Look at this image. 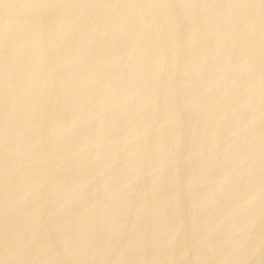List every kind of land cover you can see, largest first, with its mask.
<instances>
[{
  "label": "rangeland",
  "instance_id": "1",
  "mask_svg": "<svg viewBox=\"0 0 264 264\" xmlns=\"http://www.w3.org/2000/svg\"><path fill=\"white\" fill-rule=\"evenodd\" d=\"M23 1L0 3V264H264V0Z\"/></svg>",
  "mask_w": 264,
  "mask_h": 264
},
{
  "label": "bare ground",
  "instance_id": "2",
  "mask_svg": "<svg viewBox=\"0 0 264 264\" xmlns=\"http://www.w3.org/2000/svg\"><path fill=\"white\" fill-rule=\"evenodd\" d=\"M3 0H0V3L2 2ZM5 1V0H4ZM21 1V0H20ZM25 1V0H24ZM23 1V2H24ZM29 1V0H28ZM36 1V0H35ZM34 1V2H35ZM52 1V0H51ZM85 1V0H84ZM161 1V0H160ZM184 1V0H183ZM10 2H12V1H10ZM26 2V1H25ZM24 2V3H25ZM40 2H41V0H40ZM107 2V1H106ZM141 2V1H140ZM163 2V1H162ZM4 3V2H3ZM7 3V2H6ZM13 3V2H12ZM24 3H22V6H23V4ZM29 3V2H28ZM62 3V2H61ZM185 3V2H184ZM199 3V2H198ZM239 3V2H238ZM10 4V3H9ZM18 4V3H17ZM127 4V3H126ZM149 4V3H148ZM181 4V3H180ZM243 4V3H242ZM27 5V4H26ZM34 5V4H33ZM40 5H43V4H40ZM54 5V4H53ZM67 5V4H66ZM83 5V4H82ZM146 5V4H145ZM153 5V4H152ZM230 5V4H229ZM20 6V5H19ZM104 6V5H103ZM107 6V5H106ZM197 6V5H196ZM232 6V5H231ZM1 7V6H0ZM14 7V6H13ZM25 7V6H24ZM30 7H31V5H30ZM34 7V6H33ZM46 7V6H45ZM54 7V6H53ZM70 7V6H69ZM136 7V6H135ZM145 7V6H144ZM175 7V6H174ZM198 7H199V5H198ZM249 7V6H248ZM19 8V7H18ZM27 8V7H26ZM40 8V7H39ZM63 8V7H62ZM184 8V7H183ZM230 8V7H229ZM260 8V7H259ZM13 9V8H12ZM24 9V8H23ZM47 9V8H46ZM135 9V8H134ZM154 9V8H153ZM39 10H41V9H39ZM39 10H38V12H39ZM45 10V9H44ZM156 10V9H155ZM238 10V9H237ZM14 11V10H13ZM21 11V9L19 8V12ZM28 10L26 9V12H27ZM42 11V13H44L43 12V10H41ZM40 11V12H41ZM51 11V10H50ZM153 11V10H152ZM158 11V10H157ZM177 11H178V9H177ZM196 11V10H195ZM262 11V10H261ZM3 12H4V10H3ZM15 12V11H14ZM14 12H12V13H14ZM22 12H23V10H22ZM39 12V13H40ZM47 12V11H46ZM2 13V12H1ZM41 13V14H42ZM84 13V12H83ZM217 13H219V12H217ZM216 13V14H217ZM251 13V12H250ZM3 15H5L4 13H2ZM7 14V13H6ZM19 14V13H18ZM26 14V13H25ZM91 14V13H90ZM210 14V13H209ZM1 15V14H0ZM2 15V16H3ZM14 15V14H13ZM19 15H21V14H19ZM27 15V14H26ZM32 15V14H31ZM74 15V14H73ZM121 15V14H120ZM17 16V15H16ZM65 16V15H64ZM176 16V15H175ZM179 16V15H178ZM31 17V16H30ZM48 17V16H47ZM225 17H226V15H225ZM9 18V17H8ZM11 18V17H10ZM19 19L21 18V17H18ZM52 18V17H51ZM64 18V17H63ZM228 18V17H227ZM24 19V18H23ZM28 19V18H27ZM32 19V18H31ZM33 19H34V17H33ZM103 19V18H102ZM112 19V18H111ZM125 19V18H124ZM137 19V18H136ZM191 19V18H190ZM223 19V18H222ZM22 20V19H21ZM26 20V19H25ZM36 20H38V19H36ZM169 20V19H168ZM6 21V20H5ZM9 21V20H8ZM30 21V20H29ZM66 21V20H65ZM68 21V20H67ZM112 21V20H111ZM135 21V20H134ZM142 21V20H141ZM178 21H180V20H178ZM236 21V20H235ZM4 22V21H3ZM7 22V21H6ZM10 22V21H9ZM25 22V21H24ZM28 22V21H27ZM26 22V23H27ZM31 22V21H30ZM44 22V21H43ZM124 22V21H123ZM169 22V21H168ZM237 22V21H236ZM16 23V22H15ZM18 23V22H17ZM25 23V24H26ZM22 24V23H21ZM28 24V23H27ZM38 24V23H37ZM45 24V23H44ZM43 24V25H44ZM53 24V23H52ZM99 24V23H98ZM102 24V23H101ZM116 24V23H115ZM164 24V23H163ZM1 25V24H0ZM34 25V24H33ZM68 25V24H67ZM66 25V26H67ZM112 25V24H111ZM162 25V24H161ZM208 25V24H207ZM219 25V24H218ZM261 25V24H260ZM6 26V25H5ZM8 26H10L9 24H8ZM30 26V25H29ZM29 26H27V27H29ZM45 26L47 27V25L45 24ZM56 26V25H55ZM54 26V27H55ZM72 26H73V24H72ZM109 26V25H108ZM199 26V25H198ZM17 27V26H16ZM39 27V26H38ZM53 27V28H54ZM61 27V26H60ZM105 27V26H104ZM200 27V26H199ZM237 27V26H236ZM6 28V27H5ZM4 28V29H5ZM48 28V27H47ZM74 28V27H73ZM79 28V27H78ZM77 28V29H78ZM118 28V27H117ZM146 28V27H145ZM1 29V28H0ZM17 29H18V27H17ZM24 29V28H23ZM42 29H43V27H42ZM107 29H108V27H107ZM116 29V28H115ZM20 30V29H19ZM36 30V29H35ZM41 30V29H40ZM45 30V29H44ZM48 30V29H47ZM63 30V29H62ZM72 30V29H71ZM75 30V29H74ZM91 30V29H90ZM15 31V30H14ZM22 31V30H21ZM27 31V30H26ZM33 32H35L34 31V29L32 30ZM46 31V30H45ZM97 31V30H96ZM144 31V30H143ZM159 31V30H158ZM222 31V30H221ZM11 32V31H10ZM60 32H61V30H60ZM64 32V31H63ZM73 32V31H72ZM124 32V31H123ZM145 32V31H144ZM231 32V31H230ZM2 33V32H1ZM19 33V32H18ZM30 33H31V31H30ZM47 33V32H46ZM54 32H52V34H53ZM56 33V32H55ZM55 33H54V35H52V36H54L55 37ZM84 33V32H83ZM129 33V32H128ZM24 34V33H23ZM26 34V33H25ZM38 34V33H37ZM74 34V33H73ZM86 34V33H85ZM125 34V33H124ZM140 34V33H139ZM162 34V33H161ZM43 35V34H42ZM152 35V34H151ZM2 36V35H1ZM10 36H12V35H10ZM14 37H16V35H13ZM21 36V35H20ZM29 36V35H28ZM33 36H34V34H33ZM75 36V35H74ZM87 36V35H86ZM69 37V36H68ZM89 37V36H88ZM115 37V36H114ZM1 38V37H0ZM6 38V37H5ZM12 38V37H11ZM40 38H42V37H40ZM61 38V37H60ZM95 38V37H94ZM10 39V38H9ZM17 39V38H16ZM30 39V38H29ZM35 39V38H34ZM84 39H86V38H84ZM110 39V38H109ZM138 39V38H137ZM185 39V38H184ZM8 40V39H7ZM18 40V39H17ZM25 40H26V38H25ZM25 40H24V44L26 43L25 42ZM39 40V39H38ZM43 40V39H42ZM49 40V39H48ZM47 40V41H48ZM57 40V39H56ZM62 39H60V41H61ZM67 40V39H66ZM73 40V39H72ZM79 40V39H78ZM117 40V39H116ZM4 41V40H3ZM12 41V40H11ZM30 41V40H29ZM46 41V40H45ZM58 41V40H57ZM90 41V40H89ZM108 41V40H107ZM111 41V40H110ZM113 41V40H112ZM131 41V40H130ZM13 42V41H12ZM19 42V41H18ZM48 42H50V41H48ZM55 42V41H54ZM250 42V41H249ZM22 43H23V40H22ZM56 43V42H55ZM72 43V42H71ZM90 43V42H89ZM5 44H6V41H5ZM4 44V45H5ZM140 44V43H139ZM200 44V43H199ZM29 45V44H28ZM3 46V45H2ZM12 46V45H11ZM22 46V45H21ZM25 46H26V44H25ZM45 46V45H44ZM52 46V45H51ZM71 46V45H70ZM76 46V45H75ZM105 46V45H104ZM109 46V45H108ZM146 46V45H145ZM4 47V46H3ZM6 47V46H5ZM4 47V48H5ZM7 47H8V45H7ZM48 47V46H47ZM46 47V49H48ZM55 47V46H54ZM63 47V46H62ZM90 47V46H89ZM183 47V46H182ZM262 47V46H261ZM76 48V47H75ZM87 48V47H86ZM142 48V47H141ZM221 48V47H220ZM33 49H34V47H33ZM40 49V48H39ZM64 49V48H63ZM69 49V48H68ZM72 49V48H71ZM165 49V48H164ZM170 49V48H169ZM264 49V48H263ZM1 50V49H0ZM12 50V49H11ZM70 50V49H69ZM4 51H7V50H5L4 49ZM14 51V50H13ZM17 51H18V49H17ZM36 51V50H35ZM34 51V52H35ZM66 51V50H65ZM72 51H73V49H72ZM76 51V50H75ZM125 51V50H124ZM250 51V50H249ZM10 52H12V51H10ZM46 52H48V51H45V53ZM51 52H52V50H51ZM84 52H85V49H84ZM6 53V52H5ZM8 53V52H7ZM78 53V52H77ZM184 53V52H183ZM250 53V52H249ZM14 54V53H13ZM20 54V53H19ZM35 54V53H34ZM49 54V53H48ZM53 54V53H52ZM52 54H51V57H52ZM61 54V53H60ZM75 54V53H74ZM123 54V53H122ZM142 54V53H141ZM187 54V53H186ZM216 54V53H215ZM262 54V53H261ZM76 55V54H75ZM98 55V54H97ZM112 55V54H111ZM121 55V54H120ZM133 55V54H132ZM3 56V55H2ZM1 56V57H2ZM10 56V55H9ZM23 56H25V55H23ZM45 56V55H44ZM127 56V55H126ZM146 56V55H145ZM166 56V55H165ZM204 56V55H203ZM4 57V56H3ZM18 57V56H17ZM46 57V56H45ZM61 57V56H60ZM79 57V56H78ZM83 57V56H82ZM129 57V56H128ZM162 57V56H161ZM170 57V56H169ZM209 57V56H208ZM226 57V56H225ZM250 57V56H249ZM11 58V57H10ZM14 58V57H13ZM12 58V59H13ZM71 58H72V56H71ZM91 58V57H90ZM141 58V57H140ZM166 58V57H165ZM220 58V57H219ZM1 59V58H0ZM47 59V58H46ZM115 59V58H114ZM139 59V58H138ZM233 59V58H232ZM15 60V59H14ZM52 60V59H51ZM61 60V59H60ZM73 60V59H72ZM140 60V59H139ZM147 60V59H146ZM179 60V59H178ZM2 61V60H1ZM11 61V60H10ZM10 61H8V62H10ZM13 61V60H12ZM63 61V60H62ZM87 61V60H86ZM107 61V60H106ZM225 61V60H224ZM245 61V60H244ZM33 62V61H32ZM31 62V63H32ZM110 62V61H109ZM201 62V61H200ZM35 63H37V62H35ZM44 63H45V60H44ZM132 63V62H131ZM20 64V63H19ZM28 64V63H27ZM8 64H6V66H7ZM16 65H18V64H16ZM24 65V64H23ZM42 65V64H41ZM53 65V64H52ZM82 65V64H81ZM86 65V64H85ZM115 65V64H114ZM243 65V64H242ZM247 65V64H246ZM72 66V65H71ZM70 66V67H71ZM78 66V65H77ZM113 66V65H112ZM18 67V66H17ZM26 67H28V66H26ZM36 67H37V65H36ZM121 67H122V64H121ZM165 67V66H164ZM195 67H196V65H195ZM243 67V66H242ZM12 68H13V66H12ZM77 68V67H76ZM135 68V67H134ZM134 68H133V70H134ZM8 69V68H7ZM38 69V68H37ZM46 69V68H45ZM140 69V68H139ZM189 69V68H188ZM230 69V68H229ZM259 69V68H258ZM72 70V69H71ZM18 71H19V69H18ZM55 71V70H54ZM64 71V70H63ZM102 71V70H101ZM5 72V71H4ZM168 72V71H167ZM244 72V71H243ZM19 73V72H18ZM24 73H26V72H24ZM117 73V72H116ZM130 74V73H129ZM5 75H7V74H5L4 73V76ZM12 75V74H11ZM63 75V74H62ZM119 75V74H118ZM157 75V74H156ZM30 76V75H29ZM58 76V75H57ZM92 76V75H91ZM105 76V75H104ZM242 76V75H241ZM7 77V76H6ZM18 77V76H17ZM82 77V76H81ZM94 77V76H93ZM123 77V76H122ZM178 77V76H177ZM46 78V77H45ZM57 78V77H56ZM88 78H89V76H88ZM127 78V77H126ZM246 78V77H245ZM9 79V78H8ZM27 79H29V78H27ZM31 79H32V77H31ZM30 79V80H31ZM61 79V78H60ZM109 79V78H108ZM153 79V78H152ZM6 80V79H5ZM19 80V79H18ZM26 80V79H25ZM40 80V79H39ZM38 80V81H39ZM52 80V79H51ZM56 80V79H55ZM75 80V79H74ZM13 81V80H12ZM21 81V80H20ZM32 81V80H31ZM79 81V80H78ZM86 81H87V78H86ZM136 81V80H135ZM247 81V80H246ZM1 82V81H0ZM4 82V81H3ZM15 82H16V80H15ZM15 82H14V84H15ZM48 82V81H47ZM52 82V81H51ZM95 82V81H94ZM256 82V81H255ZM18 83V82H17ZM28 83V82H27ZM70 83V82H69ZM75 83V82H74ZM109 83V82H108ZM118 83V82H117ZM196 83V82H195ZM262 83V82H261ZM20 84V83H19ZM45 84V83H44ZM102 84V83H101ZM201 84V83H200ZM216 84V83H215ZM220 84V83H219ZM9 85V84H8ZM23 85V84H22ZM52 85V84H51ZM57 85V84H56ZM61 85V84H60ZM73 85V84H72ZM86 85H87V83H86ZM152 85V84H151ZM187 85V84H186ZM214 85V84H213ZM4 86V85H3ZM17 86V85H16ZM15 86V87H16ZM128 86V85H127ZM162 86V85H161ZM193 86H195V85H193ZM231 86V85H230ZM14 87V88H15ZM48 87V86H47ZM55 87V86H54ZM81 87V86H80ZM149 87V86H148ZM241 87V86H240ZM37 88V87H36ZM103 88V87H102ZM135 88V87H134ZM198 88V87H197ZM200 88V87H199ZM26 89V88H25ZM24 89V90H25ZM41 89H42V87H41ZM56 89V88H55ZM87 89V88H86ZM173 89V88H172ZM5 90V89H4ZM15 90V89H14ZM22 90H23V88H22ZM90 90V89H89ZM179 90V89H178ZM207 90V89H206ZM233 90V89H232ZM29 91V90H28ZM45 91H46V89H45ZM44 91V92H45ZM131 91V90H130ZM129 91V92H130ZM42 92V91H41ZM54 92V91H53ZM75 92H76V90H75ZM94 92V91H93ZM106 92V91H105ZM104 92V93H105ZM108 92V91H107ZM106 92V93H107ZM118 92H120V91H118ZM153 92V91H152ZM6 93H8V91L6 92ZM17 93V92H16ZM43 93V92H42ZM111 93V92H110ZM146 93V92H145ZM204 93V92H203ZM253 93V92H252ZM12 94V93H11ZM34 94V93H33ZM1 95V94H0ZM144 95V94H143ZM224 95V94H223ZM34 96V95H33ZM121 96V95H120ZM122 96H123V94H122ZM262 96V95H261ZM3 97V96H2ZM6 97V96H5ZM51 97V96H50ZM56 97V96H55ZM89 97V96H88ZM109 97V96H108ZM111 97H112V95H111ZM7 98V97H6ZM14 98V97H13ZM27 98V97H26ZM58 98V97H57ZM66 98V97H65ZM79 98V97H78ZM121 98V97H120ZM21 99H23V98H21ZM29 98H27V100H28ZM33 99V98H32ZM52 99H54V98H52ZM107 99V98H106ZM114 99V98H113ZM193 99V98H192ZM1 100V99H0ZM35 100V99H34ZM68 100V99H67ZM83 100V99H82ZM102 100V99H101ZM105 100V99H104ZM134 100V99H133ZM261 100V99H260ZM19 101V100H18ZM49 101V100H48ZM76 101V100H75ZM85 101V100H84ZM110 101V100H109ZM112 101V100H111ZM194 101V100H193ZM244 101V100H243ZM250 101V100H249ZM92 102V101H91ZM162 102V101H161ZM8 103V102H7ZM20 103H22V101L20 102ZM52 103V102H51ZM112 103H114V102H112ZM125 103V102H124ZM241 103H242V100H241ZM88 104V103H87ZM97 104V103H96ZM128 104V103H127ZM199 104V103H198ZM247 104V103H246ZM249 104V103H248ZM247 104V105H248ZM4 105V104H3ZM59 105V104H58ZM64 105V104H63ZM124 105V104H123ZM153 105V104H152ZM234 105V104H233ZM19 106V105H18ZM22 106V105H21ZM37 106V105H36ZM84 106V105H83ZM98 106V105H97ZM96 106V107H97ZM128 106V105H127ZM131 106V105H130ZM135 106V105H134ZM158 106H159V104H158ZM189 106V105H188ZM187 106V107H188ZM5 107H7V106H5ZM17 107V106H16ZM47 107V106H46ZM88 107V106H87ZM139 107H140V105H139ZM160 107V106H159ZM13 108V107H12ZM116 108V107H115ZM178 108V107H177ZM211 108V107H210ZM21 109V108H20ZM86 109V108H85ZM133 109V108H132ZM135 109V108H134ZM138 109V108H137ZM17 110V109H16ZM114 110V109H113ZM261 110V109H260ZM5 111V110H4ZM50 111V110H49ZM83 111V110H82ZM124 111V110H123ZM135 111V110H134ZM186 111V110H185ZM262 111V110H261ZM27 112V111H26ZM108 112V111H107ZM119 112V111H118ZM158 112V111H157ZM37 113V112H36ZM135 113V112H134ZM151 113V112H150ZM211 113V112H210ZM3 115V114H2ZM151 115V114H150ZM163 115V114H162ZM145 116V115H144ZM221 117V116H220ZM114 118V117H113ZM235 118V117H234ZM253 118V117H252ZM142 119H143V117H142ZM5 120V119H4ZM90 120V119H89ZM88 120V121H89ZM236 120V119H235ZM133 121V120H132ZM260 121V120H259ZM87 123V122H86ZM101 123V122H100ZM121 123V122H120ZM235 123H236V121H235ZM3 124V123H2ZM13 124V123H12ZM88 124H90V123H88ZM119 124V123H118ZM126 124V123H125ZM135 124V123H134ZM140 124V123H139ZM28 125V124H27ZM98 127H100V126H98ZM105 127H106V125H105ZM120 127V126H119ZM207 127V126H206ZM65 128V127H64ZM112 128V127H111ZM144 128V127H143ZM167 128V127H166ZM94 129V128H93ZM92 129V130H93ZM107 129V128H106ZM119 129V128H118ZM97 130V129H96ZM9 131V130H8ZM32 131V130H31ZM102 131V130H101ZM120 131V130H119ZM125 131V130H124ZM131 131V130H130ZM87 132V131H86ZM98 132V131H97ZM107 132V131H106ZM202 132V131H201ZM200 132V133H201ZM248 133V132H247ZM11 134V133H10ZM102 135V134H101ZM120 135V134H119ZM128 135H129V133H128ZM168 135V134H167ZM240 135V134H239ZM55 136V135H54ZM94 136V135H93ZM189 136V135H188ZM238 136V135H237ZM105 137V136H104ZM110 137V136H109ZM118 137V136H117ZM151 137V136H150ZM171 137V136H170ZM233 137V136H232ZM81 138V137H80ZM188 138V137H187ZM241 138V137H240ZM118 139H119V137H118ZM133 139V138H132ZM200 139V138H199ZM212 139V138H211ZM81 140V139H80ZM186 140V139H185ZM214 140V139H213ZM29 141V140H28ZM1 142V141H0ZM122 142V141H121ZM161 142V141H160ZM204 142V141H203ZM208 142V141H207ZM212 142V141H211ZM247 143V142H246ZM36 144V143H35ZM60 144V143H59ZM109 145H110V143H109ZM175 145V144H174ZM187 145V144H186ZM208 145H209V143H208ZM235 145H236V143H235ZM169 146V145H168ZM205 147V146H204ZM247 147V146H246ZM245 147V148H246ZM31 148V147H30ZM48 148H50V147H48ZM108 148V147H107ZM194 148V147H193ZM260 148V147H259ZM43 149V148H42ZM108 150V149H107ZM180 150V149H179ZM198 150V149H197ZM123 151V150H122ZM192 151H193V149H192ZM203 151H204V149H203ZM222 151V150H221ZM244 151V150H243ZM124 152V151H123ZM165 152V151H164ZM168 152V151H167ZM214 152V151H213ZM17 153V152H16ZM134 153V152H133ZM107 154V153H106ZM143 154V153H142ZM170 154V153H169ZM221 154V153H220ZM139 155H140V153H139ZM189 155V154H188ZM264 155V154H263ZM5 156V155H4ZM110 156V155H109ZM170 156V155H169ZM165 157V156H164ZM261 157V156H260ZM90 158V157H89ZM160 158V157H159ZM172 158V157H171ZM236 158V157H235ZM3 159V158H2ZM231 160V159H230ZM253 160V159H252ZM260 160V159H259ZM72 161V160H71ZM129 161V160H128ZM132 161H133V159H132ZM166 161V160H165ZM180 161V160H179ZM5 162V161H4ZM186 162V161H185ZM253 162V161H252ZM35 163H36V161H35ZM56 163V162H55ZM91 163V162H90ZM47 164V163H46ZM170 164V163H169ZM254 164V163H253ZM7 165V164H6ZM71 165V164H70ZM197 165H199L198 163H197ZM255 165V164H254ZM112 166V165H111ZM37 167V166H36ZM108 167V166H107ZM164 167H165V165H164ZM258 167V166H257ZM118 168V167H117ZM133 168V167H132ZM136 168V167H135ZM159 168V167H158ZM166 168V167H165ZM256 168V167H255ZM171 169V168H170ZM47 170V169H46ZM159 170V169H158ZM167 170V169H166ZM117 171V170H116ZM151 171V170H150ZM209 171V170H208ZM223 171V170H222ZM253 171V170H252ZM83 172V171H82ZM133 172V171H132ZM164 172V171H163ZM196 172V171H195ZM260 172V171H259ZM34 173V172H33ZM73 173V172H72ZM255 173V172H254ZM241 175V174H240ZM257 175V174H256ZM260 175V174H259ZM40 176V175H39ZM44 176V175H43ZM119 176V175H118ZM145 176V175H144ZM155 176V175H154ZM237 176V175H236ZM88 177V176H87ZM166 177V176H165ZM89 178V177H88ZM120 178V177H119ZM254 178V177H253ZM264 178V177H263ZM3 179H4V177H3ZM39 179V178H38ZM52 179V178H51ZM126 179H127V177H126ZM195 179V178H194ZM123 180V179H122ZM145 180V179H144ZM151 180V179H150ZM180 180V179H179ZM11 181V180H10ZM38 181V180H37ZM109 182H111V181H109ZM162 182V181H161ZM161 182H160V184H161ZM166 182V181H165ZM253 182V181H252ZM125 183V182H124ZM180 183V182H179ZM34 184V183H33ZM30 185V184H29ZM0 186H1V184H0ZM135 186V185H134ZM145 186V185H144ZM184 186V185H183ZM188 186V185H187ZM244 186V185H243ZM125 187V186H124ZM136 187V186H135ZM191 187V186H190ZM212 187H213V185H212ZM251 187V186H250ZM13 188V187H12ZM186 188V187H185ZM188 188V187H187ZM239 188V187H238ZM169 189V188H168ZM217 189V188H216ZM11 190V189H10ZM151 190V189H150ZM159 190V189H158ZM180 190V189H179ZM213 190V189H212ZM239 190H240V188H239ZM106 191V190H105ZM133 191V190H132ZM189 191V190H188ZM241 191V190H240ZM37 192V191H36ZM171 192V191H170ZM225 192V191H224ZM238 192V191H237ZM256 192V191H255ZM263 192V191H262ZM5 193V192H4ZM27 193V192H26ZM42 193V192H41ZM45 193V192H44ZM126 193V192H125ZM133 193H134V191H133ZM132 193V194H133ZM153 193V192H152ZM217 193V192H216ZM68 194V193H67ZM98 194V193H97ZM100 194V193H99ZM127 194V193H126ZM125 194V195H126ZM198 194V193H197ZM25 195V194H24ZM29 195V194H28ZM48 195V194H47ZM147 195V194H146ZM202 195H204V194H202ZM213 195V194H212ZM16 196V195H15ZM41 196V195H40ZM127 196V195H126ZM188 196V195H187ZM258 196V195H257ZM22 197V196H21ZM216 197V196H215ZM227 197V196H226ZM102 198V197H101ZM262 198V197H261ZM10 199H11V197H10ZM21 199V198H20ZM26 199V198H25ZM128 199V198H127ZM148 199H150V198H148ZM158 199V198H157ZM188 199V198H187ZM218 199V198H217ZM212 200H214V199H212ZM237 200H238V198H237ZM243 200V199H242ZM61 201V200H60ZM83 201V200H82ZM99 201V200H98ZM109 201V200H108ZM126 201V200H125ZM209 201V200H208ZM229 201V200H228ZM3 202V201H2ZM166 202V201H165ZM187 202V201H186ZM194 202V201H193ZM210 202V201H209ZM255 202V201H254ZM12 203V202H11ZM14 203V202H13ZM26 203V202H25ZM42 203V202H41ZM40 203V204H41ZM93 203V202H92ZM131 203V202H130ZM149 203V202H148ZM239 203V202H238ZM237 203V204H238ZM250 203V202H249ZM31 204V203H30ZM33 204V203H32ZM59 204V203H58ZM97 204V203H96ZM107 204V203H106ZM236 204V205H237ZM45 205V204H44ZM86 205V204H85ZM116 205V204H115ZM130 205H132V204H130ZM220 205V204H219ZM231 205V204H230ZM51 206V205H50ZM98 206V205H97ZM96 206V207H97ZM110 206V205H109ZM133 206V205H132ZM141 206V205H140ZM161 206V205H160ZM207 206V205H206ZM49 207V206H48ZM139 207V206H138ZM137 207V208H138ZM188 207V206H187ZM3 208V207H2ZM9 208V207H8ZM103 208V207H102ZM172 208V207H171ZM194 208V207H193ZM193 208H192V210H193ZM99 209V208H98ZM107 209H108V207H107ZM132 209V208H131ZM252 209V208H251ZM41 210V209H40ZM57 210V209H56ZM111 210V209H110ZM145 210V209H144ZM222 210V209H221ZM256 210V209H255ZM74 211V210H73ZM235 211V210H234ZM20 212V211H19ZM27 212V211H26ZM53 212V211H52ZM85 212V211H84ZM130 212V211H129ZM136 212V211H135ZM197 212V211H196ZM215 212V211H214ZM246 212V211H245ZM5 213V212H4ZM12 213H14L13 211H12ZM93 213V212H92ZM94 213H96V212H94ZM122 213V212H121ZM132 213V212H131ZM138 213V212H137ZM209 213V212H208ZM231 213V212H230ZM237 213V212H236ZM254 213H255V211H254ZM67 214V213H66ZM130 214V213H129ZM154 214V213H153ZM200 214V213H199ZM242 214V213H241ZM47 215V214H46ZM113 215V214H112ZM125 215V214H124ZM132 215V214H131ZM146 215V214H145ZM151 215V214H150ZM162 215V214H161ZM202 215V214H201ZM200 215V216H201ZM204 215H206V214H204ZM235 215V214H234ZM239 215V214H238ZM36 216V215H35ZM44 216V215H43ZM49 216V215H48ZM52 216V215H51ZM75 216V215H74ZM147 216V215H146ZM154 216H155V214H154ZM169 216V215H168ZM194 216V215H193ZM192 216V217H193ZM214 216V215H213ZM220 216V215H219ZM228 216H229V214H228ZM258 216V215H257ZM61 217V216H60ZM71 217V216H70ZM99 217V216H98ZM118 217H119V215H118ZM163 217V216H162ZM21 218V217H20ZM66 218V217H65ZM121 218V217H120ZM137 218V217H136ZM174 218V217H173ZM181 218V217H180ZM215 218V217H214ZM25 219V218H24ZM55 219V218H54ZM88 219H90V218H88ZM124 219V218H123ZM142 219V218H141ZM158 219V218H157ZM195 219H197V218H195ZM238 219V218H237ZM247 219V218H246ZM59 220V219H58ZM78 220V219H77ZM148 220V219H147ZM155 220V219H154ZM199 220V219H198ZM251 220H252V218H251ZM250 220V221H251ZM123 221V220H122ZM189 221H192V220H189ZM49 222V221H48ZM101 222V221H100ZM125 222V221H124ZM123 222V223H124ZM24 223V222H23ZM32 223H33V221H32ZM68 223V222H67ZM202 223H204V222H202ZM206 223V225H207V222H205ZM4 224V223H3ZM18 224V223H17ZM31 224V223H30ZM86 224H88V222L86 223ZM91 224V223H90ZM169 224V223H168ZM193 224V223H192ZM191 224V225H192ZM220 224H222V223H220ZM26 225H27V223H26ZM63 225V224H62ZM155 225V224H154ZM165 225V224H164ZM248 225V224H247ZM249 225H251V223H249ZM12 226V225H11ZM14 226V225H13ZM25 226V225H24ZM96 226V225H95ZM127 226V225H126ZM199 226V225H198ZM208 226V225H207ZM236 226V225H235ZM4 227H6V225L4 226ZM10 227V226H9ZM42 227V226H41ZM110 227H112V226H110ZM116 227V226H115ZM168 227V226H167ZM193 227V226H192ZM55 228H56V226H55ZM119 228V227H118ZM158 228V227H157ZM212 228V227H211ZM238 228V227H237ZM236 228V229H237ZM242 228H244V226L242 227ZM37 229V228H36ZM71 229V228H70ZM76 229V228H75ZM97 229V228H96ZM140 229V228H139ZM188 229V228H187ZM186 229V230H187ZM228 229H230V228H228ZM159 230V229H158ZM207 230V229H206ZM211 230V229H210ZM241 230V229H240ZM51 231H52V228H51ZM73 231V230H72ZM102 231V230H101ZM185 231V230H184ZM194 231V230H193ZM232 231V230H231ZM254 231V230H253ZM5 232V231H4ZM40 232V231H39ZM64 232V231H63ZM87 232V231H86ZM104 232V231H103ZM119 232H121V231H119ZM136 232V231H135ZM160 232H162V231H160ZM186 232V231H185ZM201 232H204V231H201ZM218 232V231H217ZM240 232V231H239ZM264 232V231H263ZM149 233H151V232H149ZM169 233H171L170 231H169ZM188 233V232H187ZM229 233V232H228ZM161 234V233H160ZM176 234V233H175ZM249 234V233H248ZM263 234V233H262ZM11 235V234H10ZM39 235V234H38ZM190 235V234H189ZM239 235V234H238ZM258 235V234H257ZM264 235V234H263ZM122 236V235H121ZM227 236V235H226ZM233 236V235H232ZM242 236V235H241ZM16 237H17V235H16ZM35 237V236H34ZM53 237V236H52ZM76 237V236H75ZM115 237V236H114ZM171 237V236H170ZM201 237V236H200ZM110 238V237H109ZM136 238H138V237H136ZM151 238V237H150ZM166 238V237H165ZM243 238V237H242ZM250 238H252V237H250ZM261 238V237H260ZM37 239V238H36ZM49 239V238H48ZM92 239V238H91ZM132 240H133V238H131ZM171 239V238H170ZM192 239V238H191ZM213 239V238H212ZM245 239V238H244ZM262 239V238H261ZM232 240V239H231ZM237 240V239H236ZM264 240V239H263ZM7 241V240H6ZM16 241V240H15ZM94 241V240H93ZM154 241V240H153ZM160 241V240H159ZM158 241V242H159ZM181 241V240H180ZM200 241V240H199ZM256 241V240H255ZM24 242V241H23ZM63 242V241H62ZM107 242V241H106ZM144 242H145V240H144ZM175 242V241H174ZM191 242V241H190ZM193 242V241H192ZM191 242V243H192ZM212 242V241H211ZM214 242V241H213ZM212 242V243H213ZM216 242V241H215ZM258 242V241H257ZM85 243V242H84ZM89 243V242H88ZM233 243V242H232ZM25 244V243H24ZM56 244V243H55ZM67 244V243H66ZM91 244V243H90ZM133 244V243H132ZM145 244H146V242H145ZM164 244V243H163ZM240 244V243H239ZM49 245V244H48ZM69 245V244H68ZM81 245H82V243H81ZM181 245V244H180ZM194 245V244H193ZM206 245V244H205ZM250 245V244H249ZM16 246V245H15ZM14 246V247H15ZM44 246V245H43ZM50 246V245H49ZM67 246V245H66ZM138 246V245H137ZM189 246H190V244H189ZM41 247V246H40ZM78 247V246H77ZM112 247V246H111ZM117 247V246H116ZM122 247V246H121ZM250 247V246H249ZM25 248V247H24ZM90 248V247H89ZM106 248V247H105ZM114 248V247H113ZM123 248V247H122ZM134 248V247H133ZM151 248V247H150ZM160 248H162V247H160ZM174 248V247H173ZM187 248V247H186ZM216 248V247H215ZM234 248V247H233ZM31 249V248H30ZM36 249V248H35ZM51 249V248H50ZM159 249V248H158ZM166 249V248H165ZM214 249V248H213ZM253 249V248H252ZM255 249V248H254ZM27 250H29V249H27ZM32 250V249H31ZM87 250V249H86ZM157 250V249H156ZM160 250V249H159ZM158 250V251H159ZM180 250V249H179ZM188 250V249H187ZM237 250V249H236ZM16 251V250H15ZM30 251V250H29ZM29 251H28V254H29ZM33 251V250H32ZM47 251V250H46ZM74 251V250H73ZM181 251H182V249H181ZM200 251V250H199ZM215 251V250H214ZM217 251V250H216ZM219 251V250H218ZM239 251V250H238ZM36 252V250L34 251V253ZM119 252V251H118ZM132 252V251H131ZM175 252H177L176 250H175ZM232 252V251H231ZM231 252H229V253H231ZM255 252V251H254ZM101 253V252H100ZM210 253H212V252H210ZM220 253V252H219ZM225 253V252H224ZM240 253V252H239ZM37 254V253H36ZM73 254V253H72ZM92 254V253H91ZM90 254V255H91ZM11 255V254H10ZM15 255V254H14ZM31 255L33 256V254L31 253ZM75 255V254H74ZM123 255V254H122ZM200 255V254H199ZM227 255V254H226ZM250 255V254H249ZM12 256H13V254H12ZM28 256V255H27ZM69 256V255H68ZM101 256V255H100ZM172 256V255H171ZM193 256V255H192ZM220 256V255H219ZM36 257V256H35ZM63 257V256H62ZM116 257V256H115ZM149 257V256H148ZM163 257V256H162ZM176 257V256H175ZM199 257V256H198ZM202 257V256H201ZM214 257V256H213ZM226 257V256H225ZM235 257V256H234ZM242 257H244V256H242ZM14 258V257H13ZM159 258H160V256H159ZM164 258V257H163ZM182 258V257H181ZM223 258V257H222ZM259 258V257H258ZM18 259V258H17ZM16 259V260H17ZM21 259V258H20ZM56 259V258H55ZM111 259V258H110ZM144 259H146V258H144ZM148 259V258H147ZM162 259V258H161ZM191 259H192V257H191ZM219 259H221V258H219ZM247 259V258H246ZM47 260V259H46ZM87 260H89V258L87 259ZM152 260V259H151ZM168 260H169V258H168ZM175 260V259H174ZM195 260V259H194ZM207 260V259H206ZM224 260V259H223ZM226 260V259H225ZM229 260V259H228ZM252 260V259H251ZM92 261V260H91ZM96 261V260H95ZM128 261V260H127ZM204 261V260H203ZM243 261V260H242ZM254 261V260H253ZM29 262V261H28ZM47 262V261H46ZM53 262V261H52ZM120 262H122V261H120ZM183 262V261H182ZM198 262V261H197ZM197 262H196V264H197ZM220 262H222L221 260H220ZM236 262V261H235ZM250 262V261H249ZM256 262V261H255ZM12 263V262H11ZM83 263V262H82ZM95 263V262H94ZM145 263V262H144ZM218 263V262H217ZM225 263V262H224ZM239 263V262H238ZM13 264V263H12ZM54 264V263H53ZM78 264V263H77ZM114 264V263H113ZM119 264H121V263H119ZM141 264V263H140ZM156 264V263H155ZM159 264V263H158ZM207 264V263H206ZM226 264V263H225ZM252 264V263H251Z\"/></svg>",
  "mask_w": 264,
  "mask_h": 264
}]
</instances>
